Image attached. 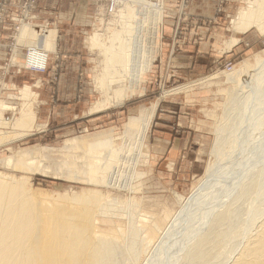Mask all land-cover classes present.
<instances>
[{
  "label": "rangeland",
  "instance_id": "obj_1",
  "mask_svg": "<svg viewBox=\"0 0 264 264\" xmlns=\"http://www.w3.org/2000/svg\"><path fill=\"white\" fill-rule=\"evenodd\" d=\"M137 2L132 0L129 5L141 9L138 11L141 18L143 8ZM58 3L65 12L72 6L76 10H92L90 21L84 20L87 16H81L78 22L81 27L76 29L75 36L69 30L68 16L59 19L54 14ZM123 3L124 0H0V118L4 116L15 122L26 105L33 108L36 118L29 136H24L22 126L0 123V143L2 139L13 138L0 144V173L28 179V186L42 195L98 189L110 199L124 201L119 206L132 211L136 220L140 213L148 211L153 215L152 224L157 222L160 228L150 229V237L145 239L152 245L203 177L206 167L215 160L212 155L215 128L220 126L221 115L230 106L232 89L236 90L234 83L226 82L228 74L233 71L235 76L244 74V62L253 65L257 57L264 56V35L256 28L242 33L234 27L233 21L247 6V0H146L162 13L159 11L156 16L157 23H143L141 60L145 67L133 80L132 91L123 104L89 114L101 98L98 65L104 58L90 37L104 33L102 39L107 43L115 31H121L126 24L128 27L129 21L119 18ZM25 25L31 33L35 32L24 36ZM147 25L151 26L146 31ZM145 37L152 47L147 45ZM233 37L240 41L226 50L227 42ZM64 53H68L67 61ZM37 60L44 64L31 65ZM26 87L30 95L24 97ZM240 90L244 99L247 91ZM154 104H157L155 116L143 145L145 156L133 168L139 173L132 180L134 189L120 185L116 179L110 185L90 184L87 179L100 176L80 167L75 158L88 161L113 145L129 147L127 134L133 130L131 121H142ZM165 109H171L177 121H187L183 128H193L194 133L189 144L192 153L175 154L177 161L170 166L157 162L146 145L155 121L164 116ZM193 122H196L194 126ZM223 122L227 124L230 120ZM33 151L39 155L35 165L25 160ZM8 158H12L10 166L5 164ZM39 163L40 169L45 172L48 169L46 173L35 171ZM123 165L120 178L116 176L119 180L124 176L129 179L131 175L126 171L130 168L127 163ZM129 197L135 200L130 206L126 203ZM123 213L115 220L100 216L98 228L109 233L119 232V227L126 229L128 219ZM262 220L259 217L255 222ZM146 250L142 247L141 264L148 256Z\"/></svg>",
  "mask_w": 264,
  "mask_h": 264
},
{
  "label": "bare ground",
  "instance_id": "obj_2",
  "mask_svg": "<svg viewBox=\"0 0 264 264\" xmlns=\"http://www.w3.org/2000/svg\"><path fill=\"white\" fill-rule=\"evenodd\" d=\"M131 1L124 0L120 5L119 18L129 21L128 27L126 24L121 31H115L107 43L102 39L104 33L90 37L92 45L99 46L104 58L99 60L97 77L101 98L93 104L89 114L123 104L132 91L133 80L145 67L141 60L143 23L156 22L161 10H155L146 0H138L143 8L139 18L141 9L129 5ZM233 24L239 32L256 28L264 35V0H247V6L240 10ZM28 27L25 25L23 29L24 36L35 32L31 29V33ZM230 40L225 45L226 50L240 41L236 37ZM242 65L244 74L235 76L233 71L226 80L234 83L236 90L231 88L232 94L228 93L230 106L221 115L220 126L215 128L217 136L212 150L215 160L206 167L190 195L182 200L179 210L170 217L154 244L149 245L150 241L145 239H149L150 229L160 228L157 222L152 224L153 215L151 217L148 211L140 213L136 220L132 211L119 206L124 201L110 199L98 189L42 195L28 186V179L0 173V264H139L142 247L147 248L148 254L147 258L143 256L146 260H142V264H264V56L257 57L253 65L249 62ZM240 88L243 93L247 91L244 99ZM29 90L26 87L24 93L21 91L24 97L30 95ZM156 108L154 104L142 121H131L133 130L127 134L129 147L113 145L88 161L75 158L80 167L100 176L87 179L90 184L110 185L119 181L120 185L134 189L132 180L139 173L133 168L145 156L143 145ZM10 120L3 116L0 123L9 124ZM34 120L33 108L26 105L12 123L22 126L24 136H29ZM223 120H230L227 122L230 124H223ZM2 140L7 143L13 138ZM37 152L27 156L28 164H36ZM12 163V158L5 160L7 166ZM123 163L127 166L130 163V168L124 169L131 175L129 179L124 176L119 180L116 176L121 173ZM40 168L41 163L35 171H48ZM76 173L80 175V171ZM133 201V197H129L126 203L130 206ZM121 211L128 219L126 229L119 227V232L109 233L98 228L100 216L115 220ZM259 217L263 220L255 222Z\"/></svg>",
  "mask_w": 264,
  "mask_h": 264
},
{
  "label": "crops",
  "instance_id": "obj_3",
  "mask_svg": "<svg viewBox=\"0 0 264 264\" xmlns=\"http://www.w3.org/2000/svg\"><path fill=\"white\" fill-rule=\"evenodd\" d=\"M57 1V0H56ZM54 14L59 16V19H64L68 16L69 21V30L72 31L73 36H75L76 29L81 27L78 25L81 16L84 17V20L90 21V15L92 10H76L73 6L71 10L65 12L61 6V3H58V6L55 9ZM71 22V23H70ZM157 23V22H156ZM153 24V23H152ZM151 24V25H152ZM87 24L86 26H88ZM151 25H147L145 30H149ZM85 28V26L83 27ZM157 38V37H156ZM146 41L147 38L145 37ZM150 40V38L148 39ZM147 45L152 47V44L147 41ZM71 47V45H67ZM66 46V47H67ZM63 52H65L63 50ZM68 53H64L65 60L68 59ZM71 91V90H70ZM60 92V91H59ZM193 122V126H194ZM184 124H187V121H177L176 118L172 115L171 109H165L164 116H159L155 121L153 128L149 134L147 141V149L149 154H153L157 162L163 161L164 164L174 165L177 161L175 154H191L192 152L189 149V144L194 140L193 128H183ZM196 154V153H195ZM206 170V169H205Z\"/></svg>",
  "mask_w": 264,
  "mask_h": 264
},
{
  "label": "built area",
  "instance_id": "obj_4",
  "mask_svg": "<svg viewBox=\"0 0 264 264\" xmlns=\"http://www.w3.org/2000/svg\"><path fill=\"white\" fill-rule=\"evenodd\" d=\"M151 7H153V6H151ZM155 7V6H154ZM156 8V7H155ZM154 8V9H155ZM43 61H41V60H37L36 62H32L31 63V65L33 64V63H36V65H34L35 67H40V66H38V65H40L41 63H42ZM43 64H44V62H43Z\"/></svg>",
  "mask_w": 264,
  "mask_h": 264
}]
</instances>
